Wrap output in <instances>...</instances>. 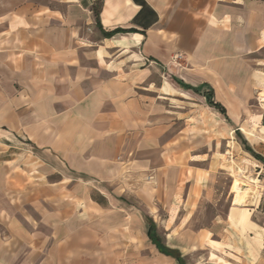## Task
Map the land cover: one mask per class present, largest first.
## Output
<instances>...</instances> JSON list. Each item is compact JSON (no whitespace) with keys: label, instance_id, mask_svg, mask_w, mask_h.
<instances>
[{"label":"crops","instance_id":"obj_1","mask_svg":"<svg viewBox=\"0 0 264 264\" xmlns=\"http://www.w3.org/2000/svg\"><path fill=\"white\" fill-rule=\"evenodd\" d=\"M117 28L135 31L102 34ZM205 92L264 148V0H0V264H179L198 250L193 264H264V163L249 152L250 181L192 225L214 170L162 102ZM113 186L146 189L133 196L163 210L170 255Z\"/></svg>","mask_w":264,"mask_h":264},{"label":"rangeland","instance_id":"obj_2","mask_svg":"<svg viewBox=\"0 0 264 264\" xmlns=\"http://www.w3.org/2000/svg\"><path fill=\"white\" fill-rule=\"evenodd\" d=\"M190 98L186 99V97L176 93L171 99L163 100L162 107L174 112L172 114L176 116V119L173 120V131H178L180 136H183V142L188 145L195 158H204L207 161L205 165L210 163V167L214 170V183L216 186L214 199L210 202L200 201L198 207L195 208L194 218L192 219L193 227L199 228L208 225L215 214H224L229 205L228 188L231 183L233 188L234 183L238 185L250 181L252 170L249 169L251 165L246 160L249 157L245 147L249 146L263 154L264 148L253 143L251 139L249 141L245 140L240 133H236L228 124L224 114L210 106L207 101H202L197 96H190ZM249 142H252L253 145H250ZM112 188L121 194L125 193H123L121 187L113 186ZM131 190L128 191L130 193L126 192L131 196L128 199L136 205H140L146 212L149 231L157 235L162 245L166 244L163 210H158L157 216L153 217L155 215H150V205L138 202L139 198L133 196L140 193L145 198L147 196L146 189L133 187ZM87 191L90 196H95V190ZM133 192H136V194ZM260 211L264 212V208H260ZM205 258L206 251L198 250L189 256L179 258L178 263L193 264ZM154 259L155 256L147 252L145 264H152ZM126 264H144V262H139L138 256L131 252V258ZM163 264L175 263L169 259H164Z\"/></svg>","mask_w":264,"mask_h":264},{"label":"trees","instance_id":"obj_3","mask_svg":"<svg viewBox=\"0 0 264 264\" xmlns=\"http://www.w3.org/2000/svg\"><path fill=\"white\" fill-rule=\"evenodd\" d=\"M134 31L135 30H133V29H121V28H117V29H114L113 31H110V32H104V31H102V34L104 36H106V37H110V36H112V35H114L116 33H120V32L121 33H124V32H134ZM204 96L206 98L207 103L210 106L218 109L222 114H224V109L220 105L212 102L211 95L210 94L205 93ZM245 149L251 155H253L256 159H258V160H260V161H262L264 163V159L260 155L256 154L249 146H246ZM151 227H153V226H151ZM149 238H150L151 242L156 246V248L158 249L159 252H161L163 254H166V255H170L168 249L164 245H162L160 243L159 239L157 238V235L154 232H152V231L150 232Z\"/></svg>","mask_w":264,"mask_h":264}]
</instances>
